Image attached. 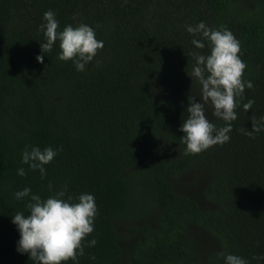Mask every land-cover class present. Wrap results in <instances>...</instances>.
<instances>
[{
  "label": "trees",
  "instance_id": "trees-1",
  "mask_svg": "<svg viewBox=\"0 0 264 264\" xmlns=\"http://www.w3.org/2000/svg\"><path fill=\"white\" fill-rule=\"evenodd\" d=\"M49 9L61 30L83 22L103 41L84 71L58 59L59 41L42 53ZM199 21L234 33L253 87L230 140L186 154L179 129L201 89L191 53L210 51L186 31ZM253 116H264V0H0V264H34L11 219L28 214V198L13 193L29 186L43 198L65 183L98 207L84 238L97 243L78 264H224L227 252L264 264L252 259L264 254V131H241ZM32 145L62 149L43 179L21 163Z\"/></svg>",
  "mask_w": 264,
  "mask_h": 264
},
{
  "label": "clouds",
  "instance_id": "clouds-1",
  "mask_svg": "<svg viewBox=\"0 0 264 264\" xmlns=\"http://www.w3.org/2000/svg\"><path fill=\"white\" fill-rule=\"evenodd\" d=\"M45 42L41 43L42 53L51 51L55 42L59 41L58 59L72 60L77 71H84L94 60L104 44L96 37L95 29L86 24L76 26L69 23L60 29L56 13L49 9L43 14V22L39 25ZM186 31L192 34L191 44L196 49L210 51L205 54L193 51L194 63L188 75L199 81L201 85L200 100L189 95L186 107L188 116L183 119L180 131L181 140L186 144L185 153H199L211 146L224 144L230 140L232 121L238 117L236 109L241 105V96L245 87L251 88L250 80L244 79L246 62L242 60L240 41L234 33L224 25L219 28L209 27L204 21L194 25H186ZM207 42V45H206ZM37 61L43 62L44 55L38 54ZM254 100L243 103V109L252 108ZM206 105L211 106V115L225 122L218 127L208 117ZM252 130L241 129L244 135L254 136L264 131V116L252 118ZM62 149L49 145L41 149L38 145L25 147L21 153V163L35 171L39 170L41 178L47 176L46 165L53 162ZM19 176L27 175L24 167L17 168ZM48 188L53 191V184ZM17 200L28 198L26 208L28 214L17 211L12 215V223L16 225L20 237L17 251L27 253L34 264H61L69 259L78 264V258L85 254V246H94L97 241L84 238L94 231L95 217L98 207L94 194L81 192L77 196L68 194V184L60 186L53 194L43 197L33 193L31 187L25 186L13 193ZM224 264H250L249 259L227 252L221 253ZM257 261L264 259V254L252 257Z\"/></svg>",
  "mask_w": 264,
  "mask_h": 264
}]
</instances>
